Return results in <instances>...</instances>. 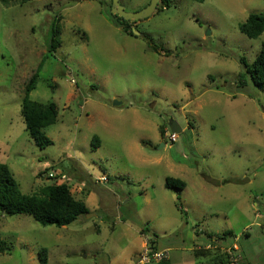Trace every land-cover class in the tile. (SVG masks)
Returning <instances> with one entry per match:
<instances>
[{
  "label": "rangeland",
  "instance_id": "374dc122",
  "mask_svg": "<svg viewBox=\"0 0 264 264\" xmlns=\"http://www.w3.org/2000/svg\"><path fill=\"white\" fill-rule=\"evenodd\" d=\"M149 1L120 4L135 13ZM167 1L130 23L138 37L115 24L110 0L0 3V164L25 195L85 181L77 198L89 209L61 228L0 214V264H38L40 249L47 264H135L142 229L157 236L158 249L201 246L196 236L204 242L228 231L233 238L223 247L234 242L250 264H264V85L240 63L258 56L264 33L248 39L238 30L249 14H264V0ZM54 18L60 45L48 54ZM39 65L29 100L58 108L56 124L44 130L52 141L45 149L20 114L24 85ZM167 118L182 129L173 144L164 135ZM75 162L86 171L82 179ZM178 171L191 210L205 213L199 225L164 188ZM102 174L106 184L96 182ZM210 253L195 263L211 264Z\"/></svg>",
  "mask_w": 264,
  "mask_h": 264
},
{
  "label": "trees",
  "instance_id": "16d2710c",
  "mask_svg": "<svg viewBox=\"0 0 264 264\" xmlns=\"http://www.w3.org/2000/svg\"><path fill=\"white\" fill-rule=\"evenodd\" d=\"M16 1L18 0H0V3L3 6L8 7ZM19 1L25 4L32 0ZM193 1L198 3L204 2V0ZM159 4L163 9L168 6V1L160 0ZM158 7L159 6H157V8ZM112 17L115 20V24L121 28L125 35L134 36L132 33L133 29L130 24L131 22L124 21L115 16ZM55 21H57V18H54L51 27V36L47 48L48 54H52L60 45L58 38L59 31L57 28H54ZM238 30L248 39L258 38L264 33V14H249L246 20L238 26ZM148 48L157 54L159 51H162V49L160 50L158 46L149 42ZM167 55L168 53L164 52V56ZM240 63L245 68L246 74L250 76L256 86L258 88H262L264 85V44L261 45L258 56L251 62V64L245 63L242 58L240 59ZM40 67L41 65H39L36 71L33 72L24 85L20 114L25 130L31 140L39 149H45L52 144V141L45 135L44 130L49 126L56 124L58 108L54 102L42 104L29 100V94L35 89L39 77L38 73ZM164 127H168L167 123H164L163 128ZM161 128L162 126L159 128L160 131ZM94 141L97 143V138L94 137L92 144H94ZM226 182L227 181H223V183ZM164 187L165 189L172 190L176 193V208L180 213H183L180 196L185 188V183L178 178L166 177ZM88 213L89 211L85 204L73 196L70 191V186L66 183L46 185L40 188L36 194H22L8 166L0 164V214L7 216L26 215L31 217L35 222L43 227L54 226L56 228H61L72 224L79 218H83ZM146 232V229L140 230L141 234L147 235ZM154 236L155 235H153L148 242L152 249L159 251L161 249H158L153 242ZM4 246L3 242L0 241V253L4 252ZM198 253L199 252H197V254ZM224 256L226 257V260H224L222 255L214 256L211 259V264H221L224 261L228 264L227 256L225 254ZM37 260L38 264H47L46 249H40L38 251ZM161 264H167V261Z\"/></svg>",
  "mask_w": 264,
  "mask_h": 264
},
{
  "label": "crops",
  "instance_id": "0c3cea01",
  "mask_svg": "<svg viewBox=\"0 0 264 264\" xmlns=\"http://www.w3.org/2000/svg\"><path fill=\"white\" fill-rule=\"evenodd\" d=\"M120 1V0H119ZM103 2V1H102ZM104 3V2H103ZM162 126V123L159 125V128ZM95 137V136H94ZM93 137V138H94ZM96 138V137H95ZM164 144V143H163ZM92 145V144H91ZM100 147V144L97 142L96 144H95V147ZM166 147V145L164 144V147H163V149ZM72 168L75 170H72L74 173H75V175H77V177L78 178H80L81 177V179H82V174L83 173H85L86 171H85V169H84V167L80 164V163H77V162H75V163H72ZM79 166L80 168H77V166ZM84 171V172H83ZM178 172H180L179 174H176L175 176H177V177H173V178H178V179H180V180H182L183 182H184V180H183V173L184 172H182V171H178ZM101 176H105L104 174H102V175H100L99 177H101ZM98 177V178H99ZM107 177V176H106ZM164 181H165V179H164ZM220 182V181H219ZM185 183V182H184ZM85 185H86V182L85 181H80V184H75L74 185V190H71L70 189V191H71V193L73 194V196L76 198V199H78L77 197L80 195V196H82L83 194H84V192H86L84 189H85ZM226 185H228V184H222V185H220V186H212V185H209V186H211L212 188H214V189H221V188H223V187H225ZM206 187V186H205ZM205 187L203 186V187H201L200 189H202L201 190V192H203V190H204V192L206 191L205 190ZM165 188V187H164ZM75 193H73V192ZM222 193V192H221ZM226 195H229L230 196V192H226L225 193ZM200 195V197L202 198V197H205V195L203 194V193H200L199 194ZM186 197H187V184L185 183V188H184V190L182 191V193H181V196H180V203H181V199L183 198L184 199V204L182 205L181 204V207H182V212L186 215V217L188 218V217H190L191 219H197V224L199 225V223H200V221H199V218H200V214H201V216H202V214H205V213H200V214H198V213H196L197 215H195L194 214V210L192 209L191 210V206L188 204L189 202H188V200L186 201L185 199H186ZM231 198V197H230ZM78 200H80V201H82L84 204H85V202H84V200H81V199H78ZM176 200H177V197H176ZM85 206H86V204H85ZM186 207V208H185ZM86 208L88 209V207L86 206ZM190 208V209H189ZM88 211H89V209H88ZM193 211V212H192ZM190 214V215H189ZM193 214V215H192ZM203 217V216H202ZM228 233H230V232H228V231H223L222 232V234H221V236L219 237V238H217V240H216V242L214 241V239H211L210 238V235L211 234H209V235H207V238H208V240L207 241H205L204 240V242H201L200 241V237H198V236H196V241H198V243H200V245L201 246H191L189 249H185V248H183V247H180V245H174V248H169V247H163L161 250H166L167 252H168V260H167V264H188V263H190V264H197V263H195V259H199V260H204V259H206V257L208 256L207 254L209 253V252H211L210 253V255H211V259L214 257V256H216V255H224V253H225V250L227 249V248H229V247H231L232 245H235L236 246V244L233 242L230 246H228L227 248H225V247H223L224 245H225V243L227 242V239H229L230 240V238H233V236L231 235V234H228ZM139 235L142 237V243H141V246H140V248L141 249H143V247H144V245L146 244V242H148V240L150 239V238H152V236L153 235H155V234H152L151 235V237L149 236V235H144V234H141L140 232H139ZM195 235H198L197 233H195ZM153 242H154V244H155V246L157 247V236L155 235L154 236V238H153ZM237 247V246H236ZM237 250H238V248H237ZM141 251V250H140ZM203 251V252H202ZM139 251H136L135 253H134V255L136 254V253H138ZM184 252H186V253H191V255H189L190 257H188L187 255H185V253ZM197 252H199L198 254H197ZM237 253H238V251H237ZM239 254V256H240V264H250L249 263V261H247V259L245 258V256H242L240 253H238ZM214 255V256H213ZM185 257H186V259H185ZM185 261H186V263H185ZM202 264V263H201ZM221 264H226L225 263V261L223 262V263H221Z\"/></svg>",
  "mask_w": 264,
  "mask_h": 264
},
{
  "label": "built area",
  "instance_id": "2783aa9c",
  "mask_svg": "<svg viewBox=\"0 0 264 264\" xmlns=\"http://www.w3.org/2000/svg\"><path fill=\"white\" fill-rule=\"evenodd\" d=\"M165 138L169 141V143L173 144L176 139L177 135L172 134L169 129L164 133ZM57 176L55 173H49L48 178L55 179ZM64 179V178H61ZM66 181V180H65ZM97 183L106 184L108 182V178L106 176H101L96 179ZM55 184H63V183H55ZM217 239H214L216 242ZM237 247L232 245L231 247L225 250V255L227 256L228 264H240V256L237 253ZM168 260V252L166 250H159L155 251L150 246L149 242H146L141 252L136 256V263L135 264H161Z\"/></svg>",
  "mask_w": 264,
  "mask_h": 264
},
{
  "label": "water",
  "instance_id": "95a60500",
  "mask_svg": "<svg viewBox=\"0 0 264 264\" xmlns=\"http://www.w3.org/2000/svg\"><path fill=\"white\" fill-rule=\"evenodd\" d=\"M160 0H150L148 5L144 7L142 10L135 12V13H128L124 10L123 6L120 4L119 0H111V8H110V13L117 17L121 18L124 21H129V22H138L140 20L149 18L156 10ZM133 35L139 36L140 34L137 33L136 30H132ZM113 105H119V103L114 102ZM167 126L169 131L172 134H180L182 132L181 127L179 124L172 118H167ZM164 144L162 143L160 145V148H163ZM86 217L89 216V214L85 215Z\"/></svg>",
  "mask_w": 264,
  "mask_h": 264
}]
</instances>
